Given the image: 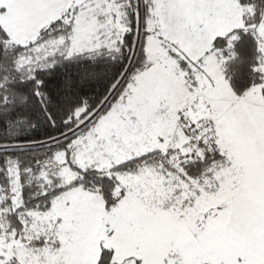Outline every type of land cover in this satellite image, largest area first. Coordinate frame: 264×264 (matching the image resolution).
Masks as SVG:
<instances>
[{
  "label": "snow or ice",
  "instance_id": "1",
  "mask_svg": "<svg viewBox=\"0 0 264 264\" xmlns=\"http://www.w3.org/2000/svg\"><path fill=\"white\" fill-rule=\"evenodd\" d=\"M0 264H264V0H0Z\"/></svg>",
  "mask_w": 264,
  "mask_h": 264
}]
</instances>
